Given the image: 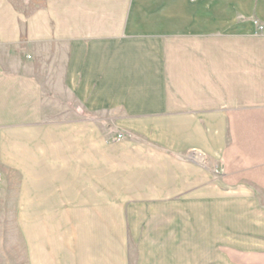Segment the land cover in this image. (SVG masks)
Here are the masks:
<instances>
[{
    "label": "crops",
    "instance_id": "0c3cea01",
    "mask_svg": "<svg viewBox=\"0 0 264 264\" xmlns=\"http://www.w3.org/2000/svg\"><path fill=\"white\" fill-rule=\"evenodd\" d=\"M18 1L0 198L31 264H264V0Z\"/></svg>",
    "mask_w": 264,
    "mask_h": 264
},
{
    "label": "rangeland",
    "instance_id": "374dc122",
    "mask_svg": "<svg viewBox=\"0 0 264 264\" xmlns=\"http://www.w3.org/2000/svg\"><path fill=\"white\" fill-rule=\"evenodd\" d=\"M15 208L14 197L0 198V264H31V213Z\"/></svg>",
    "mask_w": 264,
    "mask_h": 264
},
{
    "label": "built area",
    "instance_id": "2783aa9c",
    "mask_svg": "<svg viewBox=\"0 0 264 264\" xmlns=\"http://www.w3.org/2000/svg\"><path fill=\"white\" fill-rule=\"evenodd\" d=\"M260 29V31H262V28H259ZM123 137L121 136V135H119V136H117V138L116 139H122Z\"/></svg>",
    "mask_w": 264,
    "mask_h": 264
}]
</instances>
